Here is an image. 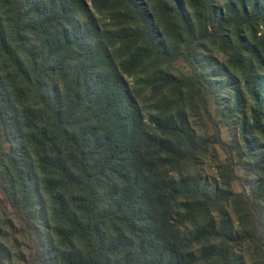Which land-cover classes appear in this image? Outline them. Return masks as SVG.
I'll list each match as a JSON object with an SVG mask.
<instances>
[{"label": "trees", "instance_id": "obj_1", "mask_svg": "<svg viewBox=\"0 0 264 264\" xmlns=\"http://www.w3.org/2000/svg\"><path fill=\"white\" fill-rule=\"evenodd\" d=\"M263 148L264 0H0V264H264Z\"/></svg>", "mask_w": 264, "mask_h": 264}, {"label": "rangeland", "instance_id": "obj_2", "mask_svg": "<svg viewBox=\"0 0 264 264\" xmlns=\"http://www.w3.org/2000/svg\"><path fill=\"white\" fill-rule=\"evenodd\" d=\"M174 65L176 67H178L179 69H182L183 71H186V66L184 65V63L182 61H176L174 63ZM229 88H231V86H228ZM223 96V102L224 104H228L231 100L230 96L227 94V91H224L222 93ZM214 106L211 107V110L213 111ZM238 118L235 117L234 121H238ZM189 129L192 130L196 135H201L204 131V126L202 125V123L199 121V119H195L194 116L190 115L189 117V123H188ZM233 128L231 129L230 127H227L226 125H224L223 123H220V130H221V136L224 140L229 141L230 139H232L233 137L237 138L239 136V127L238 125L235 123H233ZM208 129L211 130V127H208ZM219 151V155L220 158L222 159L224 157L223 152L218 149ZM264 151V148H263ZM246 161H248L247 158H245ZM236 173L240 176L243 177L244 176V171L243 168L241 166L236 167ZM198 176L199 179L202 183L207 184V185H212V186H217L220 182V178H219V172L218 169L215 166V163L213 161H211V159L207 156H202L199 160L198 163ZM249 179H251V181L253 182L254 179V175H250ZM241 183H244V178L241 179V182L239 181H235L232 183L233 187L235 189H240V185ZM246 186V185H245ZM228 211L230 212V216L231 218L236 222V216L235 214L231 211L230 207L227 208ZM0 224H1V220L4 217V215H2V213L0 212ZM237 223V222H236ZM12 231V230H9ZM237 252L240 253V255L242 256V258L244 259L245 264H252L251 262V258H250V246L246 243L241 244L240 246L237 247ZM20 254H26L25 251V245L23 241H20L19 246H14V248H12V253L10 256V260H11V264H22L21 261L18 259V255Z\"/></svg>", "mask_w": 264, "mask_h": 264}]
</instances>
